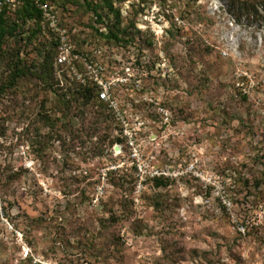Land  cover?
Segmentation results:
<instances>
[{"label":"rangeland","instance_id":"1","mask_svg":"<svg viewBox=\"0 0 264 264\" xmlns=\"http://www.w3.org/2000/svg\"><path fill=\"white\" fill-rule=\"evenodd\" d=\"M49 1L93 70L0 45V264H264V0Z\"/></svg>","mask_w":264,"mask_h":264},{"label":"built area","instance_id":"2","mask_svg":"<svg viewBox=\"0 0 264 264\" xmlns=\"http://www.w3.org/2000/svg\"><path fill=\"white\" fill-rule=\"evenodd\" d=\"M22 0H0V15L5 8L11 11L16 10L21 5ZM39 12V30L40 34L49 40L56 43L57 56L55 64L57 66L68 67L72 65L73 62H82L87 70H93L91 66V61L87 57H81L73 52V47L70 42V34L67 29L66 22L61 19L59 10L51 2H43V0H28ZM98 0H93L95 4ZM112 1L114 8L117 7L118 3ZM96 20V17H94ZM230 29H233L236 25L235 19H231L227 22ZM223 54H226L224 52ZM98 73V70H95ZM97 75L95 74V82H97ZM80 79V77H78ZM239 85V84H237ZM100 88L101 83H100ZM99 98L101 100H108L107 91L104 88L100 92Z\"/></svg>","mask_w":264,"mask_h":264},{"label":"trees","instance_id":"3","mask_svg":"<svg viewBox=\"0 0 264 264\" xmlns=\"http://www.w3.org/2000/svg\"><path fill=\"white\" fill-rule=\"evenodd\" d=\"M50 2L49 0H43V2ZM85 3L86 7L92 11L93 17H96V20L98 23H101V16L98 14V10L101 8L102 10H107V12H113L116 8L113 7L111 0H98L95 4L93 3V0H81ZM243 1V0H242ZM246 10H250L249 6L245 7ZM115 12V11H114ZM16 18L13 23V27H10L6 21L7 17ZM22 19V21L27 20L31 21L33 25L35 26V31L37 34H40L39 30V21H40V12L28 1V0H22L21 5L14 11L9 10L8 8H5L3 12L0 15V45L7 39V37L12 36L15 33V28L17 24L19 23L17 19ZM42 36V35H41ZM43 37V36H42ZM111 37L113 39H117V35L114 33H111ZM47 39V38H45ZM51 42L52 47L54 49V61L56 60L57 56V50H56V43L52 40L47 39ZM22 76L20 69L14 70L13 78L17 79ZM120 143V141H117ZM162 178H154V182L161 183Z\"/></svg>","mask_w":264,"mask_h":264},{"label":"water","instance_id":"4","mask_svg":"<svg viewBox=\"0 0 264 264\" xmlns=\"http://www.w3.org/2000/svg\"><path fill=\"white\" fill-rule=\"evenodd\" d=\"M115 150H117V149L115 148Z\"/></svg>","mask_w":264,"mask_h":264}]
</instances>
